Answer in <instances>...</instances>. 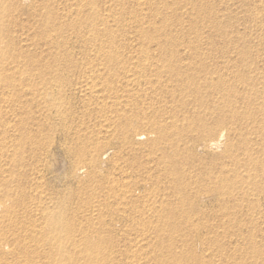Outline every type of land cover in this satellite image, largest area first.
<instances>
[{
	"label": "bare ground",
	"instance_id": "6f19581e",
	"mask_svg": "<svg viewBox=\"0 0 264 264\" xmlns=\"http://www.w3.org/2000/svg\"><path fill=\"white\" fill-rule=\"evenodd\" d=\"M34 2L46 8L39 41H43L41 47L51 57L50 61H43L41 57L34 60V28L30 21L23 19L25 16L34 19V10L37 9L34 8ZM178 2L175 0L173 5ZM51 3L52 0H0V109L18 103L28 95L34 99V64L41 62L40 66L49 74V78L44 81L45 98L57 106L65 104V100L68 103L66 71L70 67L77 68L72 66L74 62L71 55L74 52L65 37L71 30L75 38L81 40L84 30L89 27L86 33L94 41L90 53L93 49L94 52L92 56L89 53L86 61V58L82 60V69H78L82 75L77 87L86 95L83 103L93 104V112L108 125L104 127L105 137L102 133L100 136L98 131L95 138L73 150L72 164L75 173L89 169L94 173L91 176L95 177L101 157L106 159L109 151L114 152L116 149L111 168L118 172V177H106V184L110 186L105 190H109L114 198H120L118 204L121 208L115 206L118 211L108 216L104 211L101 212V207H107L108 202L100 203V212L95 214L96 217L88 215L85 221L93 223L96 220L95 223L107 226L98 231L89 230V234L71 229L65 220V208L61 201L54 198H49V201L48 198H27L24 190L16 194L4 190L0 198V264H196V224L191 220V217L196 216V203L191 198H233V193L225 190L229 177L235 186L245 183L255 185L261 178L249 195L257 197L262 194L264 197V145L258 141L264 135V53L263 49L258 52L257 48L261 42H252L253 45L249 47L245 42V45H238L237 38L227 39L228 46L221 50V55L222 58L228 57L230 64L225 62V70L222 68L224 66H218L219 62L206 66L202 61L216 55L213 53L216 46L209 44L204 46L203 52H196V17L191 27L195 34H192V39L185 40L183 36L163 37L161 28L163 24L169 23L168 18H162L158 28L154 20L149 22L151 34H147V37L145 34L149 31L145 33L142 24L146 14L140 9L132 11L129 16L137 19L136 28L122 29L138 30L137 39H141V43L135 52L126 51L129 53L124 56L114 53L117 47L113 41V31L107 25L104 26L106 22L116 19L113 13L115 9L112 11L111 6L107 8V13L104 11L106 15H102L100 5L93 0H59L56 2L57 10L48 8ZM194 8L196 2L191 10ZM122 15L124 13L118 17ZM252 21L259 25L264 23L257 16H253ZM99 23L102 29H93ZM118 28L116 30L119 31ZM98 37L103 38L104 43H98L99 46L95 47ZM255 51L263 54L260 65L256 64L257 57L252 60ZM234 61L245 63L247 72L241 73ZM228 82L239 84L241 92L235 91ZM72 87L69 84V88ZM27 102L25 100L23 103ZM12 117L17 116L0 111V128L6 135L0 140V176L6 171L9 176L18 175L19 180L22 178L27 183L29 174H34V151L31 147L29 152L32 157L27 161L21 157L16 164L14 149L17 136L12 133L23 130L24 137L21 139L27 141L33 138L34 133L23 125L20 128L19 123H13V120L8 121ZM92 134L95 135L94 132ZM140 148L145 151L147 159L151 158V165L147 168L149 174L145 175V179L141 178L137 182L132 177L142 166L136 167L133 160ZM10 149H13V153H9ZM68 153L69 149H66L64 155ZM51 170L54 172L55 169L52 167ZM161 173L168 180L163 194L157 193L159 190L156 189L161 182ZM204 183L205 186L199 187ZM139 185H144L143 190ZM136 194L144 199L159 196L170 199L166 202L149 199L141 210L139 204L136 205L138 200L133 199ZM105 217L109 221L107 224ZM115 229L122 231V234L137 236V240L125 248L127 252L120 251L117 242L119 251L112 245L114 238L109 234ZM182 232L183 236L179 235ZM187 232L192 235V239L185 235ZM177 237L180 239L177 240ZM179 247L184 250L176 254L175 250Z\"/></svg>",
	"mask_w": 264,
	"mask_h": 264
},
{
	"label": "rangeland",
	"instance_id": "374dc122",
	"mask_svg": "<svg viewBox=\"0 0 264 264\" xmlns=\"http://www.w3.org/2000/svg\"><path fill=\"white\" fill-rule=\"evenodd\" d=\"M57 1L59 0H52V3L50 4L48 8L57 10L58 9V6L56 5ZM93 1L97 2V4L100 5L99 6L100 14L102 13V15H106L107 8H109L110 6L112 8V11L115 9L113 13L116 14L115 15L116 19L110 20L109 22H106L104 24V26L107 25L109 30L113 31V34H114L113 41L116 43L115 46L117 47L114 50L115 54L118 53V54H123L124 56H126V54H128L129 52L133 53L135 52V50L138 49V45H140L141 43V39H137L138 30L125 31V29H122V28L127 27V30L136 28L137 19L136 20L131 19L129 16L132 14V11L140 10V9L144 12V14H146L142 21V24L144 25L143 28L145 30V33L148 30L149 22H153L154 20L155 23L157 24L156 28H158L162 18L169 19V23L166 25L163 24V27L161 28L163 37L166 35L169 37L175 36V37L182 38L183 36L185 40L192 39L194 37L193 35L195 34L193 33L194 31L191 30V27L192 25H194V22H195L194 19L196 17V46L198 47V50L196 52H203V49H205V47L208 46L209 44H215L216 46V51L213 52L216 55H213L211 59L205 58L202 61L206 64V66H210L212 62L214 64H218L219 62L218 66L219 67L224 66L222 67L224 69L226 66V63H229L228 62L229 58L228 57L222 58V55H221V50H223L224 48L228 46L226 43L227 39L237 38L236 40L238 41L237 42L238 45H241V44L245 45L246 43V46H249V47H251L253 43L255 44V42H257L258 40L261 42L260 45L258 46L256 45L258 48V52L261 51L262 49L264 50V45L262 44L264 43V40H263L264 39V23L259 25V24H256V22L252 21L253 16H257L264 21V2L263 0L262 1L260 0H191V1L179 0L177 5H173V2L175 0H152V1L147 0L148 2L146 0L144 1L142 0L140 1L139 0H93ZM195 2H196V8H194V10H191V7ZM71 3L72 1L70 2V5ZM162 3H164V5H162ZM39 5L41 4L34 2V8H37L36 10H34V19L32 17H27V16L23 17V19L24 20L27 19L28 22L30 21L29 23L34 28V60H38L39 57H41L42 59L44 58L43 61H50L51 57L45 52L44 50L45 48L42 49L41 47L43 46V41H39L41 32L43 30L42 24L45 19L44 14L46 12V8L40 7ZM104 5L106 6L105 8H103ZM245 5L246 6L248 5V6L246 7ZM70 9H74V7L72 8L70 7ZM214 9L217 11H215ZM207 12H210V13H207ZM122 13H124V15H122L121 17H118ZM209 16H212L211 20H214V21H211L209 19ZM226 17L229 19H227ZM178 18H180V20ZM139 19L141 18H138V20ZM210 26L212 27L210 28ZM88 28L84 30L85 34H84L83 39L81 40L80 38L78 39L75 38V36L71 33L72 32L71 30L67 32V35L65 37V39H67L68 41L69 46L71 47L70 48L67 45L68 48L72 50V53L74 52V54H76V55L73 54L71 56L74 62V65L72 66H75L77 68V69H74L73 67H70L66 71V74L68 73L67 78L69 82L68 88H67L68 103L65 100V104H62L61 106H57V105H53L52 102H50L49 100L45 98L44 81H46L49 78V74L44 69H42V67L40 66L42 64L41 62L39 64H34V68H35L34 70V99H32V97L28 95L27 97L20 99L18 103L10 105L7 108L2 106V108L0 109V111H5V112L7 111L9 113H14V116L15 115L17 116L16 118L12 117L11 119H8V121L13 120L12 121L13 123H17V124L19 123L18 126L20 128H21V125H23L24 127H26V129L30 128L34 133L33 138L29 141L21 139V137L23 136L22 133H24V131L21 129H19L20 132L17 131V133L16 132L12 133L13 136L14 135L17 136L15 137L18 142V143L16 142V147L14 149L16 153V164L19 158L21 157H22L21 159H23L24 161L29 160L32 157L30 155L29 150L31 149V147L33 148L34 174L32 173L29 174L30 176L29 180L27 183H25L24 179L22 178L21 180L18 179V175L9 176L8 173H6L5 171L4 173L5 175L2 174L0 176V198H2L1 193L4 190H9L11 191L12 194H16L18 191L24 190L26 192L27 198H48V201H49V198H54L56 200H59L62 203V207L65 208L64 209L65 220H67L68 223L71 225V229L82 230L87 233H89L88 232L89 230L98 231L100 229H103V227L105 228V226H107V225L103 226V225H99L98 223H95L97 222L96 220L93 221V223H88L85 221V218L88 215L89 216L94 215L96 217L95 214L97 212H100L99 211L100 206H101L100 203H102L103 201H107L109 203V204L107 203V207L106 205H103L101 207L102 208L101 212L104 211V214H108V216L109 215L112 216L115 212L118 211V208H121L120 207L121 205L118 204L121 201L120 198L119 199L114 198L113 194L109 193V190L107 191L105 190L106 188L110 186L106 184L107 183L106 177H109V178L111 176L118 177V172L113 171L111 168V166L114 163V160H111V159L115 157L114 152H117L116 149L113 150L114 152L110 150L111 151V152L109 151L110 155L108 154L106 159H102L101 157V161H100V164H98V170H97V174L95 177L91 176L94 173H92V170H89V169L84 170L83 173L79 171L78 173H75L74 172L75 166L72 164L73 158L71 154L74 152L73 150H75L77 146H80L81 143L86 144L88 140L92 139L93 137L95 138L96 133L98 131H99L100 136H101V133L103 135V132L105 131L104 127L108 125L106 122H103L99 116H96L95 112H93V108H94L93 104L87 105L83 103L85 101L84 98L86 97V95L83 92H81L80 88L78 90V87H77V82L81 78L80 75H82L78 69H82V65H81L82 60L86 58L85 59L86 61L89 58V53L91 52L90 50H92L91 47L94 43L93 39L89 36V34L86 33L89 30ZM117 28L120 30L119 31L116 30ZM93 29L101 30L102 27L100 26V23H99L96 27H93ZM148 31L149 32L145 34L147 37L149 34H151V31L150 30ZM246 34L247 35L249 34V35L247 36ZM98 43L103 44L104 43L103 38L100 39L98 37V41H95V44H96L95 47L99 46ZM263 50L262 52L264 53ZM126 51H129V52H126ZM93 52H94V49H93ZM93 52L90 53L91 56L93 55ZM262 52L257 54V52L255 51L253 53V55L255 54V57L252 56V60H255L254 58L257 57L256 59L257 65L258 64L260 65L259 60L262 61L263 59ZM53 55H55V53ZM230 59H233V58H230ZM222 62L223 63L226 62L225 65L224 64L221 65ZM235 65L237 66V69L239 68L238 70L241 73L245 74L247 72V70H245L246 68L245 63L235 62ZM72 71H77V72H72ZM231 83L228 82L227 84L232 85L235 91L241 92V88H240L241 86L239 84L234 83V82H231ZM69 84H72L73 87L69 88ZM75 84H76V87L74 86ZM25 100H27L28 102L23 103ZM17 112H19V114ZM100 122L101 123L103 122V124H101ZM93 132L95 134L94 136L92 134ZM1 134L2 136L0 137L1 138L0 140H3V136L5 137L6 135L3 134L0 128V135ZM260 139L261 140L258 139V141L264 145V135ZM116 145H117V142H116ZM65 148L67 150L69 149V153L66 156L64 155V151L66 150ZM105 148H106V145L104 149ZM46 152H48V154H45ZM9 153H13V149H10ZM136 155L137 156L134 157L133 162H136L135 164V166L137 165L136 167H140V166L142 167L139 168L140 170L138 169L139 170L138 173L134 174L132 179L139 182L141 178L143 180L145 179V175L147 176L149 174L148 173L149 170L147 171V168L149 169V165H151L149 163V160H151V158L148 157L147 159V155L142 148H140L137 151ZM47 157L50 160L47 159ZM52 157L54 158V160L51 161V159H53ZM143 159H145L146 161H144ZM64 161L66 164L64 163ZM54 165L56 166L54 167ZM52 167L55 169L54 172L55 173L57 172L56 173L57 175L53 172V170H51ZM143 170L145 171L144 173H143ZM20 171L21 170H19V172ZM3 177H5V180L3 179ZM260 179L261 178H259L255 182V185L254 184L248 185L247 183H245L243 184V186L242 185L235 186L233 179L229 177L227 181L228 184L225 190H230L229 192L233 193V198H191L193 200V203L194 202L196 203V216L191 217L192 222L196 224V264H264V229H263L264 228V197L262 194H259L260 195V196L258 195L259 197L258 196L251 197V195H249L251 192H253L251 189H255L254 186H256L257 184L261 182ZM160 180H161L160 185L156 186V189L159 190V192L157 193L163 194V190L166 189V185H167L166 182L168 180L162 175V173L160 174ZM103 184L106 186H104ZM205 185H206L205 183L200 184L199 187H203ZM139 187L141 188V190H143L144 185H139ZM104 193L107 197L104 195ZM244 193H247V195H244ZM47 194L49 195L47 196ZM135 196L133 197V199L136 198L138 200L136 205L139 204L138 206L140 209L144 208V205L150 200L155 199L153 201L166 202L170 199V198H160V196L157 198H145L144 199V198H139L137 194ZM70 200L72 202H70ZM117 200L119 201L117 202ZM144 201L145 203L143 204ZM205 202H207L208 204ZM79 203L81 204L79 205ZM140 203H142L143 205ZM115 206H118V208ZM89 208L91 210H89ZM0 212H2V210ZM107 223H109L108 218H106V224ZM116 233L119 236H117ZM187 233L185 235H187V237L192 239L193 238L192 235H190L189 233L187 234ZM179 235L183 236V232L180 233ZM109 236L114 238L112 239V245L114 246L116 251H119V248L121 247L120 251H126V252L128 250L125 248L126 247L128 248L129 246H131V244L134 242L133 240L137 238V236H135L134 234H131V235L122 234V231H118V229L111 231ZM123 238H126V239L123 240ZM176 239L178 240L180 239V237H177ZM205 239L206 241L205 243H203V240ZM118 241L122 243L120 244ZM116 242L120 245V247ZM127 243L129 244L127 245ZM177 243H179V241ZM181 249L182 248L179 247L177 250H175V253L178 254L179 250Z\"/></svg>",
	"mask_w": 264,
	"mask_h": 264
}]
</instances>
